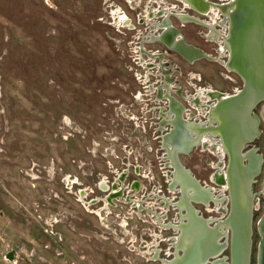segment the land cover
Returning a JSON list of instances; mask_svg holds the SVG:
<instances>
[{"label": "rangeland", "instance_id": "1", "mask_svg": "<svg viewBox=\"0 0 264 264\" xmlns=\"http://www.w3.org/2000/svg\"><path fill=\"white\" fill-rule=\"evenodd\" d=\"M114 1L0 0V264H144V220L138 218V213L144 218V209L136 210L123 197L132 180L140 183L132 198L144 197V186L154 184H161L169 199L174 190L165 189L153 131L144 132L136 118H144L138 106H144L142 78L148 73L135 46L144 24L135 23L139 32L122 28L121 11L112 12L114 19L110 14ZM181 30L187 42L218 55L217 42L201 36L207 33L204 26L187 23ZM155 35L149 33L148 40ZM147 47H157L179 65L177 72L162 64V72L174 74L184 94L200 86L226 93L241 86L239 76L223 66L225 55L188 65L162 43ZM135 90L142 94L130 99V108L139 125L114 108V99H127ZM260 128L253 144L264 153L263 123ZM180 159L202 182L217 187L210 177L219 159L215 153L198 146ZM263 168L264 163L254 191L260 190ZM124 169L129 172L120 181L124 196L105 205L98 182L118 181ZM258 199L250 264L256 263L264 204L263 195ZM197 207L203 215L221 216L213 205Z\"/></svg>", "mask_w": 264, "mask_h": 264}, {"label": "water", "instance_id": "2", "mask_svg": "<svg viewBox=\"0 0 264 264\" xmlns=\"http://www.w3.org/2000/svg\"><path fill=\"white\" fill-rule=\"evenodd\" d=\"M177 1L182 4L178 9L175 6L168 7L166 1L162 3V8L158 9L154 8L153 2L150 3L145 17L143 15L138 21L139 24H146L147 32L145 37L139 36L140 51L144 52V42L162 43L188 63L212 58L200 47L185 41L172 22L175 19L181 25H201L208 32V20L199 15L208 17L211 5H215L219 8L223 21L222 24L218 22L217 26L214 24L216 29L212 28L217 32V29L224 25L225 32L220 39L226 56L222 64L225 69L239 76L241 86L224 96L214 89V101L209 104L207 117L202 122L182 121L178 114L172 116L173 112L170 113L171 119L166 121L171 124L164 134L165 141L169 139L170 142L163 143L168 160L166 165L171 166L167 172L170 180L168 188L179 189L180 196L173 204L181 213L178 224L166 223L167 227L178 231L174 242V257L166 263L250 264L253 211L257 206L258 194L264 197V168L260 190H253L256 177L264 163V153L259 150V146L253 144L262 132L260 123L264 124V103L260 113L255 110L257 105L264 101V0ZM185 4L193 9L196 15L184 12ZM148 33L156 34V39L147 40ZM204 34L205 38L210 40L206 33ZM149 55L151 58L155 56L154 53ZM158 56L164 58L163 54ZM160 66L163 68L162 64ZM168 97L171 106L177 104ZM177 122H180L179 126L176 125ZM202 135L210 138L214 136L220 144L222 155H226L225 164L222 160L218 162L220 172L213 173L214 183L225 185L227 192V195L222 196L224 204L228 203V208L221 210L224 213L221 219L204 217L194 206L195 203H216L215 191L220 187L214 189L202 185L179 157L180 154L188 153L194 146L202 144ZM137 186L135 181V187ZM99 187L104 191L108 189L103 180ZM116 188L117 183L113 182L111 190L104 197L106 202L114 204L113 199L120 197L123 187L113 191ZM125 198L126 201L131 200L129 196ZM138 203L140 208L141 202ZM257 232L259 241L255 264H264V204L257 221ZM226 249L228 254H223Z\"/></svg>", "mask_w": 264, "mask_h": 264}, {"label": "flooded vegetation", "instance_id": "3", "mask_svg": "<svg viewBox=\"0 0 264 264\" xmlns=\"http://www.w3.org/2000/svg\"><path fill=\"white\" fill-rule=\"evenodd\" d=\"M156 1L158 2L161 0H156ZM156 1L144 0V14H143L144 17L147 13V8H149V5L151 2L154 3L153 4L154 7H157ZM212 1H214V0H212ZM219 1H221V0H215L214 2H219ZM166 3L168 5V7H169V5L175 6L176 9H178V7H181V5H182L177 0H169V1H166ZM158 8H161L160 5H158L157 9ZM113 11H117V8L114 7V8L110 9L111 17L114 19L113 14H112ZM183 11L188 12L189 14H195L196 15V12L187 6L184 7ZM121 14H123V13L121 12ZM199 17L204 18L205 20L209 19V17H207L206 15H199ZM129 23H130V19H129ZM172 23L175 27L178 28L180 33L183 35L181 28L184 27L186 24L181 25L175 19H173ZM114 24H115V20H114ZM137 24H139V23L137 22ZM113 26H115V25H113ZM117 26H118V24H117ZM118 27H120V26H118ZM121 27L125 28L126 30H137L138 32L141 29V28L138 29L135 24H131V23H130V25L126 24V25L121 26ZM142 27L144 28V37H145L147 34L146 24L144 23V25H142ZM206 32H207V29H206ZM203 34L201 35L203 40L212 41V40H207L204 36L205 34L204 35ZM148 36H149V33H148L147 37ZM183 37H184V35H183ZM147 40H148V38H147ZM125 42L126 43H133L134 41H132L131 39H126ZM147 44H150V43L144 42V44H143L144 52L140 51V42H138L137 45H135L137 48L136 51L144 54V70L147 69L146 72H148V73H145L144 78H142L144 81V85H142V89L144 90V99H143L144 100V106L143 105L138 106L139 112H141V114L144 113V118L142 115H139L137 117L134 116L133 112L131 111L132 109L130 108V107H132V103H131L130 99L132 97H134L135 99L137 97L139 98V95L142 94L141 93L142 91L141 92L139 90H137V91L135 90L133 92L130 91L131 96L128 97L127 99H123V100L122 99H114V103H115L114 106L115 107L114 106L113 107L115 109H117L118 114H121V115H123L124 118L129 119L131 121V123H133L134 125H139V124L135 120H133V118L136 117L138 119V117H140L142 119L141 122L144 123V132L146 131V129H145L146 127H148L149 129H151V131H153L152 133H154V134H152L151 138L153 140H155L157 145H159V147H160L159 149L162 152L160 157H158V160L160 163L159 165H161L160 168L162 169L160 171L161 176L165 177V179H166V181H165V182H167V186L165 188L166 191L171 192L170 189L168 188V184H169L170 180H169V177L167 175V172L169 169H171V166L166 165V162H168V160L166 159V150L163 147V143L165 142L164 134L171 127V124L166 122L168 120V114L167 113L170 111L173 112L172 116L178 114L181 117L182 121H187V122L200 121V122H202L207 117L206 112H207L208 107H209L208 105L211 103V100L207 103L205 113H198V110L195 106V100L197 97L196 90L193 91V93L184 94L185 89L183 88L184 86L179 84V79L174 74H169V75L165 76L162 72L163 68H161V66H160L162 64L161 60H163L164 62L166 61V63H167L166 66L168 67V69L170 71L176 70L178 72L180 70L179 65H173L174 62L171 59H167V57L163 54L162 51H160L157 47H154V48L147 47ZM162 45H164V44H162ZM168 50H170V49H168ZM170 51H172V50H170ZM172 52H174V51H172ZM149 53H154L155 54L154 58H149ZM156 54H157V56H156ZM158 54H163L164 58L162 57L159 59ZM139 60L143 61V58H139ZM185 62L188 65L189 64L194 65V63L196 61L193 63H188L187 61H185ZM154 67H158V69L160 71L159 73H157L158 75H155L152 72L150 74L149 69L153 70ZM190 72L191 73H189V75L194 74V71H190ZM154 76L156 77L155 79L153 78ZM168 83L171 85L169 90L166 86V85H168ZM174 85L176 86L175 89H173ZM200 87H202V86H200ZM202 88H205V87H202ZM216 90H218V89H216ZM218 91H221V90H218ZM222 92H224V91H222ZM168 96H170L172 98V100L175 101L177 104H173L171 106L170 105V103H171L170 98ZM190 102H192L193 104ZM121 106L124 109V111H122V109H120ZM200 114H202L203 116ZM121 121H122V118L120 117V120L118 122H115V124L119 125ZM176 125L179 126L180 122H177ZM179 133H180V130H179L178 134ZM169 142H170L169 139L166 140V143L169 144ZM198 146L202 147V144L194 146L193 148L198 147ZM193 148L188 153H190L193 150ZM205 148H207V147H205ZM188 153H186V154H188ZM180 155H183V154H180ZM180 155H179V157H180ZM224 158H225V160H224ZM220 160H222L225 164L226 163V155H222V157L218 159L217 165H218V162ZM181 162H182V160H181ZM183 165H184V163H183ZM216 171H218L217 167H215L214 170L211 172L210 177H212V173H214ZM134 172L139 173V171H137V169H135ZM219 172H220V170L218 171V173ZM128 173L129 172L127 171V169H124L121 172H119L117 174L118 181H116V180L108 181L106 178L101 179L98 182V188L100 190H103L99 187V184L102 180L105 181L106 185H108V189L105 190V195H106L111 190V184L113 182H116L118 188L120 186L123 187L122 193L120 195V197H122V196H124V193H123L124 186L122 184H120V181L123 182L125 180V178L128 176ZM193 175L197 179H199V181L202 185L213 187V185H208V184L202 182V180L200 178H198L194 173H193ZM147 176L148 175H147V173H145V170H144V178H146ZM120 177H122V180H120ZM135 181L138 184L137 188L135 187ZM211 181L214 183L213 178H211ZM215 185H217V184H215ZM217 186L219 187L220 185H217ZM139 188H140L139 181L138 180H132L128 186L127 194L123 197V199H126L125 197L129 196V199H131L130 204H132V207H135L136 210H138V211L141 209H144V218H143L142 214L138 213V215H139L138 218H141L142 221L144 220V239L141 238V241H140L144 247V250L142 251V254L144 255V256H142L144 258V264H167L166 261H168L169 259L174 257V253H175L174 242L176 241L178 231L176 229L170 227V226L167 227L166 223L178 224L180 222V214L181 213H180L179 209L173 204V202L178 200V198L180 196V191L178 188H175L176 190L174 189V191H173L174 194L172 195V199H169V196L165 197L162 194V191H163L162 185L159 184V186H157L156 184H154L153 186H151V188H146L144 186V197L132 198L131 193L134 191H138ZM218 189H221V188H218ZM217 192L218 191L216 190L215 194H217ZM222 194L227 195L226 189H224L222 191ZM105 195H104V197H105ZM220 196H222V195H220ZM152 197L155 200H152ZM143 198H144V201H143ZM118 199H119V197L113 199L114 204H110V203L106 202L105 198H104V201H105L104 203H105V205L110 204L111 206H114L116 204V202H114V200L119 201ZM135 200H139L141 202L140 208H138L139 203L135 202ZM122 201L127 202L125 200H122ZM166 201H168L167 205H166ZM258 201H259V199H258ZM198 204L201 205L202 207H204V209H207V207L209 209V207L211 205H213L214 208H212L211 210L218 211V209L216 208V204L213 201H210L207 205H205L203 203H197V204L195 203L194 206L198 209L200 214H202V212L197 207ZM225 208L226 209L228 208V203L225 204ZM168 211H171L170 214H168ZM218 212L221 214V216H208V215H203V214L202 215L204 217L208 216V217L216 218V219L223 218L224 213L221 211V209ZM162 224H164V226ZM223 254H228V250L226 249L223 252ZM207 264H209V263H207Z\"/></svg>", "mask_w": 264, "mask_h": 264}, {"label": "bare ground", "instance_id": "4", "mask_svg": "<svg viewBox=\"0 0 264 264\" xmlns=\"http://www.w3.org/2000/svg\"><path fill=\"white\" fill-rule=\"evenodd\" d=\"M152 1V0H151ZM225 0H221L219 2H223ZM148 7V6H147ZM185 7H186V4H185ZM148 8H147V12H148ZM209 19H208V23L210 25V29L208 30V32L206 33V35L212 40V41H216L217 44H218V55L216 56H213L212 54H208L210 55L212 58H210L209 60H220V58L225 55V48L222 44V42L220 41L222 35L225 33L224 32V25H222V27L219 29H217L218 31L216 32L214 29H216L214 27V24H218V22L221 23L222 20V16H221V13H220V10L217 6L215 5H211V12L209 13L208 15ZM221 19V20H220ZM129 19L126 17V16H123V15H120L119 16V21L120 23H123V24H129L128 23ZM119 24V23H118ZM222 24V23H221ZM130 25V24H129ZM213 27V28H212ZM151 40H155L156 39V36H151L150 37ZM157 56V55H156ZM151 58V57H149ZM160 59V57H159ZM162 61V64H166L163 60ZM225 60H223V63H224ZM150 62V61H149ZM166 70H169V69H166ZM167 75V74H166ZM194 75V74H193ZM167 88L169 89L170 88V84L168 83V85H166ZM214 91V88H211V87H205V88H202V87H198L196 89V94H197V97H196V100H195V106L198 110V113H205V109H206V106H207V103L211 100V103L212 101H214V98L212 97V93ZM220 95L224 96V95H227L228 93L226 92H222L220 91ZM193 96V95H192ZM191 99V98H190ZM192 100V99H191ZM190 101V100H189ZM192 103V102H190ZM193 104V103H192ZM209 106V105H208ZM171 111L168 112V119L170 120L171 119ZM202 115V114H200ZM198 116V115H197ZM203 116V115H202ZM205 116V115H204ZM201 140H202V147H207L210 151H212L213 153H215L219 158L222 157V150H221V147H220V144L219 142L215 139L214 136H212V138L206 136V135H202L201 136ZM167 144V143H165ZM217 168H218V171L221 169V167L219 165H217V163H215V165ZM213 178V173H212V177ZM216 187V186H215ZM214 187V189H215ZM221 189H218L217 191V195L214 196L215 199H217L216 201V208L218 209V211L221 209V210H224L225 208V204H224V197L223 196H220V195H223L222 194V191L225 189V185H220L219 186ZM174 189H172L173 191ZM176 190V189H175ZM221 199H220V197ZM223 201V202H222ZM135 202H138L135 200ZM221 202V203H220ZM208 208V207H207ZM208 217V216H207ZM164 226V224H162ZM175 238V237H174Z\"/></svg>", "mask_w": 264, "mask_h": 264}, {"label": "crops", "instance_id": "5", "mask_svg": "<svg viewBox=\"0 0 264 264\" xmlns=\"http://www.w3.org/2000/svg\"><path fill=\"white\" fill-rule=\"evenodd\" d=\"M164 1H169V0H164ZM164 1L163 0L158 1L157 7L158 5H160V7L162 8L163 5L162 3ZM114 7L118 8L119 11H121L124 15H126L130 19L131 24L137 23L144 14V0H118V2L114 1V4L111 6V8ZM154 8L157 9L156 7ZM134 18L136 19V22H134ZM137 28L140 29V26H137Z\"/></svg>", "mask_w": 264, "mask_h": 264}]
</instances>
